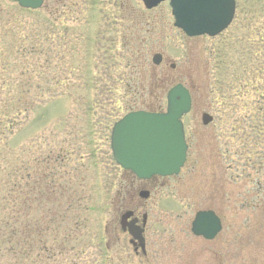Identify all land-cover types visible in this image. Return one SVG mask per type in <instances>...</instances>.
I'll return each mask as SVG.
<instances>
[{"label":"rangeland","instance_id":"374dc122","mask_svg":"<svg viewBox=\"0 0 264 264\" xmlns=\"http://www.w3.org/2000/svg\"><path fill=\"white\" fill-rule=\"evenodd\" d=\"M256 28L264 29V0H236L225 30L192 38L173 26L168 0L149 10L141 0H45L38 10L0 0V226L15 232L10 240L0 237V264H264V92L256 87L264 75L256 80L251 72L264 70V58L251 44ZM30 44L37 51L25 58L20 50ZM156 52L163 56L157 67ZM152 72L168 87L183 84L192 97L182 118L186 161L165 180L180 190H160L155 200L172 206L151 214L160 218L159 234L175 243L166 249L163 242L154 260L133 256L126 236L113 241L130 174L109 146L117 119L158 101ZM23 100L30 107L15 110ZM159 102L162 111L163 93ZM258 106L263 112L255 113ZM200 109L213 117L207 126ZM258 114L263 118L255 121ZM36 155L39 173L70 188L69 222H56L57 236L49 233L56 226L43 225L38 247L7 205L8 193L30 180L21 177L23 170L33 174ZM208 207L221 213L222 228L199 254L189 226ZM42 209L60 219L57 201ZM41 217L40 206L29 214L40 223ZM65 232L69 240L61 244Z\"/></svg>","mask_w":264,"mask_h":264},{"label":"water","instance_id":"95a60500","mask_svg":"<svg viewBox=\"0 0 264 264\" xmlns=\"http://www.w3.org/2000/svg\"><path fill=\"white\" fill-rule=\"evenodd\" d=\"M19 7L36 10L44 0H11ZM164 0H141L145 9L156 7ZM174 27L188 37H214L231 23L235 0H169ZM161 55L154 53L151 62L158 65ZM173 67V65H171ZM190 95L181 84L172 86L166 94L162 112L131 111L117 120L110 133L109 145L114 162L139 179L153 175L171 176L182 167L187 145L181 117L190 109ZM201 123L207 125L212 117L202 113ZM221 229L218 217L210 210L198 211L191 222L195 236L210 240ZM129 232L141 240V229Z\"/></svg>","mask_w":264,"mask_h":264},{"label":"trees","instance_id":"16d2710c","mask_svg":"<svg viewBox=\"0 0 264 264\" xmlns=\"http://www.w3.org/2000/svg\"><path fill=\"white\" fill-rule=\"evenodd\" d=\"M254 33H255L256 38L254 39V41H252L251 44H253L254 46L257 47V51H258L257 55L259 57L261 56V58H264V29L256 28L254 30ZM30 43H33V39L30 40ZM36 51H37V49L34 47V45L30 44L29 49L28 50L21 49L20 54H24L25 55L24 57L26 58V56H27V58H28V57L32 56V54ZM253 55H255V53ZM252 69H251V72L254 71L255 73H257V75L253 77L254 79H256L258 77V75H260V74H262V76L264 75V70L262 68V65L254 66V68H252ZM150 77H151L150 85H152L151 89L155 90V91H157V89H158L157 97L155 95V92L151 93V94H153L151 96L156 97L155 100H158V101L152 105L145 104L141 109L149 110V111H159V109H160L159 108L160 107L159 100L162 97V93L165 95L167 89L169 88L167 86V84H170V82L165 83V81H161L160 78L158 76H155L153 72L151 73ZM258 78H261V77L259 76ZM257 83L258 84H256V87L257 88L260 87L258 90H262L264 92V84H262L260 80H257ZM262 95H264V94H262ZM53 97L54 96L50 95V97L49 96L46 97V100H49ZM39 101H41V100H39ZM257 104H258V102H257ZM30 105L31 104L25 102L24 100L22 103L20 101H16L14 103V108H15V110H20L19 107H21V110L22 109L25 110V109L29 108ZM133 109H129V110L132 111ZM134 110H138V109L135 108ZM260 112H263V111H262V108H260L258 106L256 108L255 113H260ZM259 115L260 114H258L257 119H256V116H254L255 121L256 120L259 121L263 118L262 116H259ZM253 128H254V126L252 127V129ZM59 152L61 154L65 153V156L68 155L67 152H65V151L63 152V150H59ZM47 155L49 156L50 154L47 153ZM40 157H41L40 155H36L34 157V159L36 160L35 161V171L33 172L32 175H31V173L27 174V172H26V174H24L25 172L23 170V174H22L21 178L23 180H26L27 178L30 179L28 182L25 181L23 189L19 188L18 192L13 189V194L9 192L8 198H7V205L9 206L10 203H12V206H10V207L12 208L13 215H14L13 217L10 216L11 217L10 219L13 221V223H15V225L22 227V233L23 234L25 232L28 234V232H29L28 227H30V229L32 230V235L30 236L31 239H29L27 242L29 244L35 243L37 245V247L39 246V243L41 241L40 235L42 234L41 229H42L43 225H45L47 230L50 229V226H52V228L54 226H56V228L53 231L49 230V233L52 232L53 235L57 236L59 233L58 231H59L60 223L56 224V222L57 223L58 222H66V220H67V222H69L68 219H69V210H70V207H67L69 204V200H70L68 195H67L68 192L70 191V188H68V183H66V182L63 184L59 183L60 185L59 184L57 185L51 179V178H53V176H49L46 171L44 172V170L42 169L41 173H39L40 172L39 171V163H40L39 161H41ZM31 176H32V178H31ZM46 180H47V184L45 182ZM62 199H64V200H62ZM60 200H62V201L60 202ZM55 201H57L58 205H59V209H60L59 210V218L60 219H57L54 221V219L49 218V214H47L49 212L42 209V206H45L47 204V202H55ZM59 202H60V204H59ZM39 206L41 207L42 214H43V217H41V223H40L39 219L36 220L34 218H31V219L29 218L30 212H32L33 209L38 211ZM64 217L66 220L62 219ZM61 219H62V221H61ZM42 222H43V224H42ZM53 222H55V223H53ZM42 230L44 232V229H42ZM66 232L61 237V244H62V242L66 243V241L69 240L68 239L69 234L66 235ZM14 233L15 232H14L13 228L9 227V229L7 231V228L4 229L2 226H0V237L1 238L9 237L8 240H10L11 236H13ZM34 238L36 239V241L34 240ZM34 247H35V245H34Z\"/></svg>","mask_w":264,"mask_h":264},{"label":"flooded vegetation","instance_id":"af4514ba","mask_svg":"<svg viewBox=\"0 0 264 264\" xmlns=\"http://www.w3.org/2000/svg\"><path fill=\"white\" fill-rule=\"evenodd\" d=\"M162 58L163 56L161 54V61L157 66H160L162 62ZM171 65H173V67H171L170 69L175 68L174 64ZM154 75L158 76L157 74ZM158 77L160 78L161 81L167 80V78L165 79V76L163 75H160ZM201 110L202 109L198 110V112H200V115L202 114V112H206L205 110L202 111ZM129 174H130L129 176L130 182L128 183L129 185L121 189L122 192H124L129 196L123 197L124 203L122 202V207H120L119 209L120 213L118 214V221H117L118 226L112 231L111 235L115 243L119 242L122 236L123 237L126 236L127 238L125 239L127 241V245L130 248L133 256L142 259L152 258L154 260L156 259L159 250L160 249L162 250L163 242L167 243L166 249L168 248V245L175 243V241L172 239V235H169V238H167V236L164 237L162 236V234H159L161 230H159L158 227L155 226H159L158 224L160 218H156V217L153 218L155 211H159L160 209H162V207H171L172 201L171 200H169V202L164 201L168 199L156 201L155 199L160 197L159 192L165 187H168V190H170V192H177L180 189L175 184H172L173 187L165 184L166 182L165 180L167 178H171L175 175L173 176L155 175V176H151L148 179H138L131 173ZM217 192H218V197L221 198L220 189ZM136 194L138 195V197H135ZM149 200H151L152 203L147 204ZM206 210L213 211V213L218 217L222 228L221 213L212 207H208ZM151 214H153L152 220H151ZM192 219L190 221L189 231H190ZM150 220L151 222H153V224L150 223ZM138 227L141 229V233H140L141 240H138L129 232V230L134 232L135 229ZM191 235H192V240H196V243L194 244H197V246L201 245V247L198 248L195 252L199 254H203L205 247L204 241L206 240H204L200 236H195L193 234Z\"/></svg>","mask_w":264,"mask_h":264}]
</instances>
